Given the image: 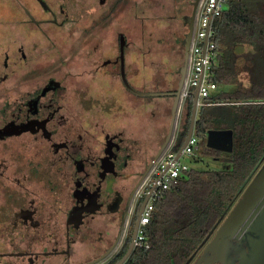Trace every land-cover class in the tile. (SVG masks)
I'll return each mask as SVG.
<instances>
[{
  "label": "flooded vegetation",
  "instance_id": "flooded-vegetation-1",
  "mask_svg": "<svg viewBox=\"0 0 264 264\" xmlns=\"http://www.w3.org/2000/svg\"><path fill=\"white\" fill-rule=\"evenodd\" d=\"M194 1L0 0V264H115L133 241L123 264L143 243Z\"/></svg>",
  "mask_w": 264,
  "mask_h": 264
},
{
  "label": "trees",
  "instance_id": "trees-1",
  "mask_svg": "<svg viewBox=\"0 0 264 264\" xmlns=\"http://www.w3.org/2000/svg\"><path fill=\"white\" fill-rule=\"evenodd\" d=\"M217 64L212 79L218 85L237 84V46L242 50L249 84L213 92L214 102L197 109L194 132L198 152L220 160L217 168H194L164 189L136 245L123 264H184L198 249L212 226L264 153V0H227L212 21ZM192 106L174 150L183 144ZM231 128L233 147L223 151L206 146L208 129ZM202 150H199V146ZM146 244V245H145Z\"/></svg>",
  "mask_w": 264,
  "mask_h": 264
},
{
  "label": "water",
  "instance_id": "water-1",
  "mask_svg": "<svg viewBox=\"0 0 264 264\" xmlns=\"http://www.w3.org/2000/svg\"><path fill=\"white\" fill-rule=\"evenodd\" d=\"M196 0L193 2V8ZM193 14L186 18L188 30L184 37L183 60L178 71L180 78L175 95L178 96L185 73L186 54L190 37ZM197 88L192 94V106L189 116V125L186 138L178 153L186 144L194 129L197 114ZM176 102V101H175ZM174 102V104H175ZM11 123H7L0 130L5 134L13 131ZM170 137L157 150L154 159L162 151ZM205 144L208 147L231 151L233 147V132L231 128L208 129ZM150 165H148V168ZM148 195H145L144 203ZM140 216L137 218L136 229ZM135 229V232H136ZM213 232V233H212ZM210 235H212L210 237ZM135 238V235H134ZM133 238V240H134ZM209 238V239H208ZM133 241L126 254L115 264H121L129 254ZM247 247V250L244 247ZM201 251L196 258V264L219 262L218 264H264V153L239 187L234 199L221 213L198 249L184 262L188 264L198 250Z\"/></svg>",
  "mask_w": 264,
  "mask_h": 264
},
{
  "label": "built area",
  "instance_id": "built-area-1",
  "mask_svg": "<svg viewBox=\"0 0 264 264\" xmlns=\"http://www.w3.org/2000/svg\"><path fill=\"white\" fill-rule=\"evenodd\" d=\"M226 1L196 0L186 54L185 73L175 115V128L137 190L138 195L144 196L148 193L149 195L139 218L136 242H143L144 226L151 217L155 199L164 189L179 182L190 168L182 156L198 153V137L194 129L178 155V151L174 150L178 133L181 130L179 122L188 98L192 97L193 91L197 88V107L223 103L213 101V92L218 89V84L212 79V69L217 64L215 42L212 38V21L221 12Z\"/></svg>",
  "mask_w": 264,
  "mask_h": 264
},
{
  "label": "rangeland",
  "instance_id": "rangeland-1",
  "mask_svg": "<svg viewBox=\"0 0 264 264\" xmlns=\"http://www.w3.org/2000/svg\"><path fill=\"white\" fill-rule=\"evenodd\" d=\"M166 2L169 0H165ZM178 23V22H177ZM180 23V22H179ZM180 25H182L180 23ZM180 29H182V26H180ZM246 50V48H242V47H238L236 48V53L237 57H236V61H235V65L238 71V77H237V81L235 85H233L232 83L229 84H225V85H218V91L223 90V91H231L233 88L235 87H243V86H247L249 84V76L247 74V71H243L242 69V64L245 62V59L242 57V50ZM175 59H178L177 56H175ZM167 69L169 71H173V67L172 66H168ZM169 72L168 73V77L170 78V80L172 79L173 75L172 73ZM153 101H156V103L158 102V104L162 103L163 98H153ZM136 101H134L135 103ZM1 103V102H0ZM149 110H154V109H150ZM205 134V133H204ZM153 149H150L149 152H151ZM199 150H202V146H199ZM182 159L184 161H186L188 163L189 166L194 167V168H201V169H206V168H217L219 167L222 162L220 160H215L213 158H211L210 156H205L202 155V153L198 152L195 155H183ZM200 253V250L197 251V253L195 254L198 255Z\"/></svg>",
  "mask_w": 264,
  "mask_h": 264
}]
</instances>
